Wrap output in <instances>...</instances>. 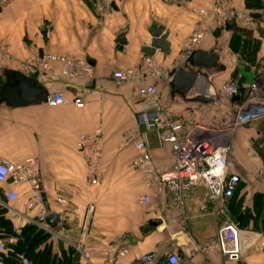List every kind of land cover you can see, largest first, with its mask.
<instances>
[{
  "label": "crops",
  "instance_id": "1",
  "mask_svg": "<svg viewBox=\"0 0 264 264\" xmlns=\"http://www.w3.org/2000/svg\"><path fill=\"white\" fill-rule=\"evenodd\" d=\"M233 17L236 26L227 28L225 21ZM152 24L163 26L169 52H143L150 45ZM199 30L202 39L188 50L185 43ZM120 33L123 44L117 42ZM193 50L215 52L219 58L202 68L206 74L197 76L183 98L172 91L169 73L180 65L188 69L187 51ZM46 53L84 58L94 77H65L59 60L42 66ZM149 64L153 74L144 81L156 84L172 112L185 113L188 125L207 116L215 120L210 110L220 100L239 103L221 96L222 83L248 82L256 76L264 82V0H112L105 13L96 12L92 0H0V92L11 75L5 71L11 70L34 78L49 94L60 91L66 99L56 105L10 104L0 96V158L17 163L34 157L41 193L50 211L59 215L51 223L39 222L46 202L43 209L39 204L24 207L33 189L3 183L17 198L8 201L0 193L1 218L9 222L0 221V239L13 244L16 253L34 264H102L113 244L127 248L115 255L114 264H140L144 253H153L162 263L174 250L195 264H264V162L251 148L252 138L264 136V116L229 136V168L240 175L234 195L224 202L209 200L205 188L197 186L181 214L165 194H153L133 165L138 139L146 141L153 162L164 166L172 162L170 144L145 126L137 83L120 87L112 76L117 69ZM196 95L207 99H193ZM75 97L82 105L72 103ZM97 127L103 157L99 184L89 193L76 141L80 133ZM227 218L241 229L239 261L226 260L218 248L190 254L194 244L214 241L218 225ZM29 223L47 235L32 231L27 236L23 228ZM0 264L13 263L1 258Z\"/></svg>",
  "mask_w": 264,
  "mask_h": 264
},
{
  "label": "built area",
  "instance_id": "2",
  "mask_svg": "<svg viewBox=\"0 0 264 264\" xmlns=\"http://www.w3.org/2000/svg\"><path fill=\"white\" fill-rule=\"evenodd\" d=\"M112 0H92L94 9L98 13L108 11ZM203 37L202 31H194L185 43L190 50ZM191 51H187V55ZM59 60L62 62V75L65 77H82L91 79L94 77L93 66L84 58H73L54 53H46L42 57V66L47 61ZM151 64V63H150ZM149 66L145 68L129 67L117 69L112 73L118 86L136 82L138 92L143 99L138 103L142 120L147 128L156 131L160 141L170 144L172 162L170 165H158L153 162L144 139L135 142L137 155L133 165L141 172L142 182L153 188L155 196L165 194L171 204L179 213H184V204L190 191L202 186L206 190L209 200L226 201L230 198L240 180V175L229 168V132L237 125L250 123L264 116V83L260 76L252 81L239 83L234 80L220 85L222 97L231 98L240 95L244 89L246 96L239 98L236 105L237 113L222 129L217 126L187 124L185 113L172 112L159 97L156 84L144 81L147 75L153 74ZM66 102L60 91L49 94L46 103L56 105ZM82 99L75 97L72 103L75 106L82 105ZM77 148L84 163L87 190L92 193L96 190L100 181V165L103 157L102 132L99 127L88 133H80L76 141ZM38 164L34 157H27L21 162L13 163L0 158V193L6 199L14 200L17 193L14 189L4 190L3 183L12 185L24 184L33 189L34 194L27 199L24 207L41 205L43 209L44 197L38 180ZM144 202L149 201V196L142 197ZM58 201H63L58 198ZM11 208V207H10ZM88 211H92L93 205L89 204ZM45 213L42 211L38 221L43 223ZM10 241V239H9ZM7 239H0V253L5 251ZM218 248L226 260L239 261L241 257V229L231 219H224L217 227L216 239L206 244L193 245V251L206 253ZM126 247L117 249L113 244L108 246L102 264H114L116 254H124ZM140 264H195L185 255L180 257L176 250L166 254L165 260L160 263L153 253H144L140 256ZM22 264H30L27 257L21 256Z\"/></svg>",
  "mask_w": 264,
  "mask_h": 264
},
{
  "label": "water",
  "instance_id": "3",
  "mask_svg": "<svg viewBox=\"0 0 264 264\" xmlns=\"http://www.w3.org/2000/svg\"><path fill=\"white\" fill-rule=\"evenodd\" d=\"M225 25L227 28H234L236 26L235 18L233 17L226 20ZM149 32L151 34L150 45L144 47L143 52L152 55L156 48H159L165 53L169 52V42L166 40L167 33L163 32V26L152 24ZM117 42L119 44H123L125 42L123 33L118 35ZM218 58L219 55L215 52H205L201 50L191 51L186 59V63H188L189 68L185 69L183 65H180L169 73L171 77L169 83L171 85L172 91L185 98L197 76L206 74L202 68H208L212 65H215ZM5 72L8 74L11 73V75L8 77L7 82L0 92L2 99L6 100L10 104L46 102L49 93L43 86L37 83L34 78L28 77L17 71L6 70ZM239 98L240 97L237 94L232 97V100H238ZM193 99L207 98L196 95L193 97ZM248 124L249 123H246V125ZM45 206L46 213L44 215V220L46 222L51 223L59 218L57 213L50 211L47 202L45 203Z\"/></svg>",
  "mask_w": 264,
  "mask_h": 264
},
{
  "label": "rangeland",
  "instance_id": "4",
  "mask_svg": "<svg viewBox=\"0 0 264 264\" xmlns=\"http://www.w3.org/2000/svg\"><path fill=\"white\" fill-rule=\"evenodd\" d=\"M264 83V82H263ZM246 96V91H242V97L244 98ZM212 115L214 116L215 120L210 119V116H207L206 118L203 117L204 119H198V125H206V126H217L220 129H222V127H224L226 125V123H228L231 119L234 118V115L237 113V107L230 105L228 102L225 101H219L217 103V106L214 110H210ZM210 114V115H211ZM211 115V116H212ZM241 125H237L235 126V128H232V130H228L229 135L231 136V138L233 137V133L235 131V129H237L238 127H240ZM225 128V127H224ZM253 144H251V148L258 153V155H260V157L262 158V161L264 162V136L259 135L256 139L252 138ZM230 154H231V143H230V150H229V154H228V158L230 159ZM261 175H264V169L261 172Z\"/></svg>",
  "mask_w": 264,
  "mask_h": 264
},
{
  "label": "trees",
  "instance_id": "5",
  "mask_svg": "<svg viewBox=\"0 0 264 264\" xmlns=\"http://www.w3.org/2000/svg\"><path fill=\"white\" fill-rule=\"evenodd\" d=\"M239 181H240V180H239ZM238 183H239V182H238ZM234 192H235V191H234ZM233 195H234V193H233ZM231 197H232V196H231ZM1 215H2V214L0 213V221H1V223H6L7 220L1 218ZM7 223L9 224V222H7ZM5 228L8 229V230L10 231V226H9V225H6ZM23 230L26 231L27 236H29L30 233H31L32 231H35L37 234L40 233V232H42V234L44 233L45 236L47 235V232L43 231L42 229H39L38 227L32 225L31 223L27 224V225L23 228ZM12 248H13V249H12ZM14 248H15V246H14L13 244L11 245V244H9V243H6V249H5V251H3V252L0 253V259H1V258H5L6 260L8 259V260H9L10 262H12L13 264H22V263L20 262V257H21V255H19L18 253H16V251H15ZM29 261H30V264H34L33 261H31V260H29Z\"/></svg>",
  "mask_w": 264,
  "mask_h": 264
}]
</instances>
